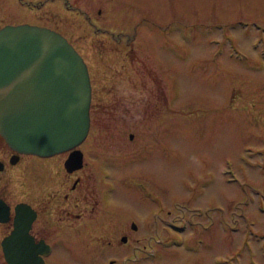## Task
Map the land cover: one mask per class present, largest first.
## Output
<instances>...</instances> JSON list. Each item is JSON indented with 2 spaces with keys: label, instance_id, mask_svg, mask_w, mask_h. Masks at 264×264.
<instances>
[{
  "label": "rangeland",
  "instance_id": "374dc122",
  "mask_svg": "<svg viewBox=\"0 0 264 264\" xmlns=\"http://www.w3.org/2000/svg\"><path fill=\"white\" fill-rule=\"evenodd\" d=\"M20 25L63 34L92 82L89 163L70 177L103 219L47 264H108L94 236L122 230L142 253L127 264H264V0H0V29ZM61 161L54 185L7 171L0 193L63 195Z\"/></svg>",
  "mask_w": 264,
  "mask_h": 264
},
{
  "label": "water",
  "instance_id": "95a60500",
  "mask_svg": "<svg viewBox=\"0 0 264 264\" xmlns=\"http://www.w3.org/2000/svg\"><path fill=\"white\" fill-rule=\"evenodd\" d=\"M91 99L88 65L62 34L33 25L0 29V136L11 149L44 158L72 150L67 168H81L77 147L89 135ZM4 248L10 264H39L16 261Z\"/></svg>",
  "mask_w": 264,
  "mask_h": 264
},
{
  "label": "flooded vegetation",
  "instance_id": "af4514ba",
  "mask_svg": "<svg viewBox=\"0 0 264 264\" xmlns=\"http://www.w3.org/2000/svg\"><path fill=\"white\" fill-rule=\"evenodd\" d=\"M79 150L83 154L82 168L80 169V171H82L87 167L89 162L86 153L80 148ZM11 151V154L7 155L6 158L0 156V174L13 171L17 176L22 177L21 175L25 171L24 176L27 177L29 171L31 173L29 175L31 178L30 182L32 181L35 186L44 184V186L48 187L54 185L55 180H51L48 175L47 162H49L51 166H54V160H56L57 157L62 158L61 162L63 165L59 164V168L62 167L65 173L69 174L68 178L62 180L60 183L61 185H66V188H68L67 192L63 195H61L60 192L58 194H52V191L48 188V194L42 198L43 196L40 191H38L36 195V199L38 200L37 205H34L32 201L28 202L23 200L13 204L5 193H0V258H2L0 264H10L9 259L6 257L4 243H6V247L9 249V254L12 252V257L16 261L20 262V260H25L26 262H31L32 259H34L39 264H47V260L51 258L56 250L57 244H60L62 238L82 236L85 237L84 239H90L89 236L86 237V230L92 228V225L94 227H99L103 215L102 212H100L98 204L90 201V194L87 193L89 189H82L84 194H81L79 202H73V193L76 192L81 184L85 183H83V178L81 177H78L72 182V177H70L73 175L70 174L72 171H69L67 168V160L72 152L67 151L63 154L44 158L40 155H22L15 152L13 149H11ZM29 162L32 164H27ZM21 167H23V169ZM74 171L75 172H72L74 174L78 172V170ZM23 181L24 180H22V182ZM0 182H2V180H0ZM59 199H64L67 202V206H62L58 210L55 202ZM80 207L84 210L76 214L74 212L75 208L79 209ZM29 221H32L30 226ZM17 222H20V228L17 227ZM133 225L131 229L133 231H138L137 225L136 228H134ZM94 237L103 239L102 250L110 249L112 252V256H107L104 263L107 260L108 264L132 263L131 258L133 256L137 258L142 254L134 252L132 257V253L128 254L125 247L131 245L132 241L130 236H127L123 230L116 236L111 237V239L107 237V240H104L103 236ZM31 251H33L34 254H32ZM103 258L104 257H102L101 260ZM11 261L13 260L11 259ZM136 261H138V259Z\"/></svg>",
  "mask_w": 264,
  "mask_h": 264
},
{
  "label": "trees",
  "instance_id": "16d2710c",
  "mask_svg": "<svg viewBox=\"0 0 264 264\" xmlns=\"http://www.w3.org/2000/svg\"><path fill=\"white\" fill-rule=\"evenodd\" d=\"M0 140L3 141L1 137H0Z\"/></svg>",
  "mask_w": 264,
  "mask_h": 264
}]
</instances>
